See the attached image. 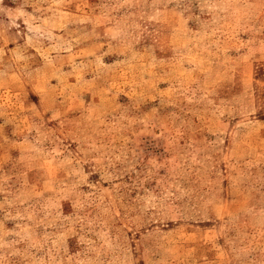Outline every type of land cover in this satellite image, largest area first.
Wrapping results in <instances>:
<instances>
[{"label": "rangeland", "instance_id": "374dc122", "mask_svg": "<svg viewBox=\"0 0 264 264\" xmlns=\"http://www.w3.org/2000/svg\"><path fill=\"white\" fill-rule=\"evenodd\" d=\"M0 264H264V0H0Z\"/></svg>", "mask_w": 264, "mask_h": 264}]
</instances>
